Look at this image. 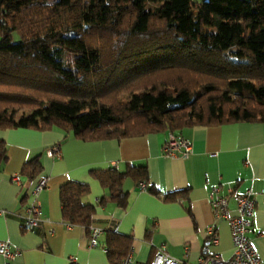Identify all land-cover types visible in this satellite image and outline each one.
Returning <instances> with one entry per match:
<instances>
[{
  "label": "trees",
  "instance_id": "16d2710c",
  "mask_svg": "<svg viewBox=\"0 0 264 264\" xmlns=\"http://www.w3.org/2000/svg\"><path fill=\"white\" fill-rule=\"evenodd\" d=\"M134 80L151 84L135 92ZM240 121L264 122V0H0L1 129L95 141ZM41 169L37 155L22 173ZM91 173L109 191L101 204L126 208L129 178L167 200L181 193H161L146 164ZM90 192L60 187L66 221L90 228ZM105 234L110 264H121L133 237Z\"/></svg>",
  "mask_w": 264,
  "mask_h": 264
},
{
  "label": "crops",
  "instance_id": "0c3cea01",
  "mask_svg": "<svg viewBox=\"0 0 264 264\" xmlns=\"http://www.w3.org/2000/svg\"><path fill=\"white\" fill-rule=\"evenodd\" d=\"M171 131L152 132L120 139L85 141L61 128H0V142L7 158L0 162V241H8L20 253L12 264H110L104 245L106 230L131 235L133 244L129 264H152L158 249L180 259L183 264H198L201 257L218 254L228 259L234 252L230 222L217 217L210 202L213 187L222 194L234 186L240 193L250 190L256 201L253 225L248 233L264 264V122H232L220 125H195L180 133L192 143L188 157L164 153ZM58 147L60 155L51 149ZM40 155L41 171L33 178L22 173L24 164ZM146 164L149 183L161 193L181 191L176 200H167L142 190L129 178V204L101 198L108 194L91 171L128 164ZM20 174L21 183L13 181ZM47 186L38 195L41 228L22 227L25 208L41 178ZM71 180L87 183L91 192L86 202L95 206L90 228L71 224L63 218L60 187ZM231 214L236 203L230 201ZM213 227L217 240L207 233ZM93 228L103 230L98 244L92 245ZM123 261L121 264H123ZM5 259L0 255V264Z\"/></svg>",
  "mask_w": 264,
  "mask_h": 264
},
{
  "label": "built area",
  "instance_id": "2783aa9c",
  "mask_svg": "<svg viewBox=\"0 0 264 264\" xmlns=\"http://www.w3.org/2000/svg\"><path fill=\"white\" fill-rule=\"evenodd\" d=\"M164 153L170 156L180 154L183 158L190 155L192 143L189 139L183 137L180 133L170 132L168 140L164 145ZM52 152L60 155V149L54 147ZM13 181L21 183L20 174L13 176ZM48 179L41 178L31 193V202L25 208L23 214L22 227L28 231H35L42 227L43 221L40 218V203L38 195L47 186ZM145 183L141 184L140 189L144 190ZM210 202L217 217L226 218L230 222L233 237L234 252L228 259L221 258L218 254L210 257H201L198 264H261L262 260L256 248L254 247L248 233L253 225L256 201L252 197L250 190L239 192L234 186L228 189V194L221 192L220 186H215L210 192ZM230 201L236 203V213L231 214L229 208ZM103 230L93 228L91 232L92 245L98 244V238ZM211 241L217 240V235L213 227L207 231ZM20 253L14 251L8 241H0V255L5 259L4 264H12V260ZM129 258L123 261V264H129ZM152 264H183V261L167 254L163 249H158Z\"/></svg>",
  "mask_w": 264,
  "mask_h": 264
},
{
  "label": "rangeland",
  "instance_id": "374dc122",
  "mask_svg": "<svg viewBox=\"0 0 264 264\" xmlns=\"http://www.w3.org/2000/svg\"><path fill=\"white\" fill-rule=\"evenodd\" d=\"M47 1H49V2H54V1H56V0H47ZM14 40H15V41H19V40H20V36H19L18 33H15V34H14ZM140 81H141V80H134V81L132 82V83L137 84V85L140 86V87L138 88V90H136L135 92L140 91L141 88L144 89L145 87H141L142 85H150V84H151V83L146 84L145 82H143V83L141 84ZM170 87H171V86H170ZM119 94H120V93H119ZM122 97H125V96L122 95V94H120V95H119V99L122 98Z\"/></svg>",
  "mask_w": 264,
  "mask_h": 264
}]
</instances>
